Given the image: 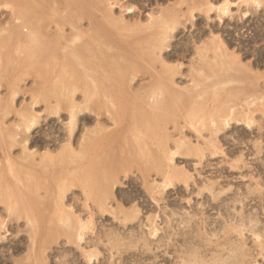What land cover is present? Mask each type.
<instances>
[{
    "label": "rangeland",
    "instance_id": "obj_1",
    "mask_svg": "<svg viewBox=\"0 0 264 264\" xmlns=\"http://www.w3.org/2000/svg\"><path fill=\"white\" fill-rule=\"evenodd\" d=\"M253 1L0 0V264H264Z\"/></svg>",
    "mask_w": 264,
    "mask_h": 264
},
{
    "label": "bare ground",
    "instance_id": "obj_2",
    "mask_svg": "<svg viewBox=\"0 0 264 264\" xmlns=\"http://www.w3.org/2000/svg\"><path fill=\"white\" fill-rule=\"evenodd\" d=\"M18 1V9L19 8H21L20 10H22V17L25 19V24L27 25V27L29 28V34L28 35H19V36H17L18 34H16V36H17V38H15V42L17 41V42H25V45L27 44V45H31L32 47H33V51L28 55L27 53V55L28 56H34L35 58H37V56H42V54H44L45 56H49V53H51L52 51L55 53L56 51H58L56 48L58 47V49H59V47H60V44H58L59 46H53V45H50V43L49 42H46L45 41V39H43V40H39V39H37L39 36H42V37H44L43 36V30H44V28H46V24L48 23V19H47V15H46V13H45V11H43V7H42V5L43 4H36V5H40V6H35V5H33V3H32V0H17ZM36 1V0H35ZM48 1V0H47ZM72 1V0H71ZM207 2V1H206ZM254 3V7H255V10L256 9H262V2H260V0H254L253 1ZM37 3H40V2H37ZM76 3V2H75ZM15 4V3H14ZM50 4V2L48 3V5ZM70 4V3H69ZM65 5V4H64ZM226 5V4H225ZM44 6V5H43ZM228 6H230V5H228ZM228 6L227 7H225L224 9H222V11L221 12H223V15H225V17H226V15L228 16V14H229V9H228ZM16 7V6H15ZM68 7V6H67ZM78 7V6H77ZM214 7V6H213ZM253 7V6H252ZM14 8V7H13ZM17 8V7H16ZM78 8H80V7H78ZM251 8V7H250ZM8 9H10V8H8ZM74 9V8H73ZM215 9H216V6H215ZM249 9V8H248ZM211 10H213V9H210V11ZM218 10V9H217ZM51 11V10H50ZM55 11V10H54ZM108 11V10H107ZM220 11V10H219ZM15 12H17V11H15ZM212 12V11H211ZM60 13V12H59ZM209 13V12H208ZM20 14V12L18 13V15ZM48 14V13H47ZM251 14V13H250ZM255 14V13H254ZM17 15V16H18ZM20 16V15H19ZM19 16H18V18H19ZM255 15H246L245 17H244V21H246V20H249L250 18H253ZM21 17V16H20ZM51 17V16H50ZM228 17H231L230 15L228 16ZM77 18V17H76ZM210 18H211V16H210ZM224 18V17H223ZM51 20V19H50ZM234 20V19H233ZM260 20V19H259ZM236 21V20H235ZM225 23V22H224ZM245 24V23H244ZM21 25V24H20ZM239 25V24H238ZM20 28V27H19ZM259 29H261V28H259ZM254 30V29H253ZM261 31V30H260ZM18 33V32H17ZM27 33H28V31H27ZM262 33V32H261ZM264 35V34H263ZM60 36V35H59ZM14 38V37H13ZM257 38V37H256ZM66 39V38H65ZM258 39V38H257ZM7 40H8V38H7ZM14 40V39H13ZM12 40V41H13ZM253 40H255L254 39V37H252V38H248V42H252ZM9 42H12L11 40H8ZM7 41V42H8ZM244 41V40H243ZM6 42V43H7ZM9 42H8V45H10L9 44ZM50 42H51V40H50ZM59 42H61L60 40H59ZM242 42V41H241ZM54 43V42H53ZM257 43V42H256ZM55 44V43H54ZM17 45V44H16ZM15 45V46H16ZM229 45V44H228ZM22 46V45H21ZM39 46H41V47H39ZM6 49V48H5ZM8 49V48H7ZM56 51H55V50ZM21 50V49H20ZM60 50H61V48H60ZM75 50V49H74ZM77 50V49H76ZM76 50H75V52H73L72 53V56H78V54L77 53H79V52H76ZM23 51V50H22ZM28 51V50H27ZM62 51V50H61ZM24 52V51H23ZM8 53V52H7ZM47 53V54H46ZM249 53V52H248ZM19 56V55H18ZM23 56V55H22ZM58 56H60V55H58ZM68 56V55H67ZM116 56V55H115ZM34 58V59H35ZM39 60V59H38ZM132 65V64H131ZM134 65V64H133ZM135 65H136V63H135ZM110 66V65H109ZM132 67V66H131ZM36 69V68H35ZM39 69V68H38ZM111 69H112V67H111ZM125 69V68H124ZM137 69V68H136ZM122 70H123V68H122ZM122 70H121V72L120 73H122ZM119 71V70H118ZM124 71V70H123ZM117 72V71H116ZM125 72V71H124ZM38 73H39V70H38ZM123 74V73H122ZM42 75V74H41ZM114 75H115V73H114ZM120 75V74H119ZM121 76V75H120ZM44 78V77H43ZM112 78H114V77H112ZM45 79V78H44ZM62 80V79H61ZM45 81V80H44ZM65 81V80H64ZM49 83V82H48ZM66 83V82H65ZM111 83V82H110ZM64 84V83H63ZM70 84V83H69ZM69 84H67V85H69ZM50 85V84H49ZM65 85V84H64ZM64 85H63V88H64ZM74 85V86H73ZM110 85V84H109ZM54 86H56V84H54ZM70 86V85H69ZM72 87H76L75 86V84H72L71 85ZM58 87V86H57ZM71 89V88H70ZM75 91V90H74ZM72 93V92H71ZM46 97H47V95H45ZM49 96V95H48ZM47 98H49V97H47ZM54 110V109H53ZM58 110V109H57ZM53 113V112H52ZM218 132V131H217ZM209 142H211V141H209ZM219 143V142H218ZM217 148H218V146H216ZM216 148V149H217ZM187 150V149H186ZM193 152V151H192ZM191 152V153H192ZM182 154V153H181ZM185 155H186V153H185ZM170 183V182H169ZM172 186V185H171ZM168 188V187H167ZM122 206V205H121ZM104 211H105V209H104ZM108 211V210H107ZM127 221V220H126ZM205 224V223H204ZM126 225V224H125ZM155 229V228H154ZM156 232V231H155ZM91 258V257H90Z\"/></svg>",
    "mask_w": 264,
    "mask_h": 264
}]
</instances>
